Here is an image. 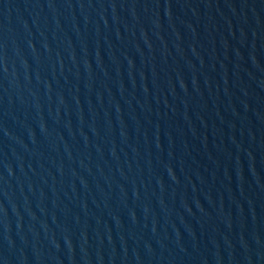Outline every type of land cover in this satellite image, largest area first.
Returning <instances> with one entry per match:
<instances>
[{"label":"water","instance_id":"water-1","mask_svg":"<svg viewBox=\"0 0 264 264\" xmlns=\"http://www.w3.org/2000/svg\"><path fill=\"white\" fill-rule=\"evenodd\" d=\"M177 0H0V264Z\"/></svg>","mask_w":264,"mask_h":264}]
</instances>
